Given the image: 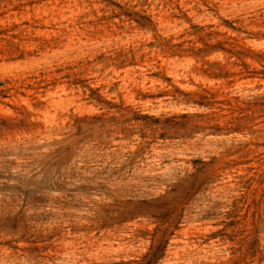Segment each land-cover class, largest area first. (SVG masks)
Instances as JSON below:
<instances>
[{"label":"rangeland","instance_id":"obj_1","mask_svg":"<svg viewBox=\"0 0 264 264\" xmlns=\"http://www.w3.org/2000/svg\"><path fill=\"white\" fill-rule=\"evenodd\" d=\"M0 264H264V0H0Z\"/></svg>","mask_w":264,"mask_h":264}]
</instances>
